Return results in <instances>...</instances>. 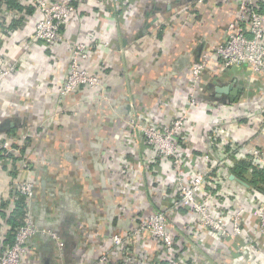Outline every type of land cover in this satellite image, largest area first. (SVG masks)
<instances>
[{
    "label": "crops",
    "instance_id": "crops-1",
    "mask_svg": "<svg viewBox=\"0 0 264 264\" xmlns=\"http://www.w3.org/2000/svg\"><path fill=\"white\" fill-rule=\"evenodd\" d=\"M20 2L23 7L12 10L0 3V68L15 67L0 78V140L26 145L21 158L27 155L31 166L21 177L19 157L0 161V257L20 196L14 183L28 177L36 182L29 205L36 226L60 233L65 247L61 254L53 239L38 234L22 264H161V241L136 231L153 212L165 214L183 264H264V233L251 212L264 194L242 177L249 186L230 178L233 160L225 158L228 170L219 166L221 177L209 191L216 213L245 208L236 239L201 230L193 212L177 206L178 175L127 127L131 115L165 125L185 110L190 69L207 56L211 69L202 76L198 107L180 141L186 178L206 180L211 161L205 154L214 165L225 157L221 146L264 152V73L247 65L217 71L214 48L237 21L239 0H76L75 18L62 27L65 40L52 45L34 38L40 14L33 0ZM236 28L248 31L244 23ZM76 41L90 46L84 66L101 74L105 97L89 88L59 95ZM228 86L239 96L216 95ZM116 234L132 239L114 247Z\"/></svg>",
    "mask_w": 264,
    "mask_h": 264
},
{
    "label": "built area",
    "instance_id": "built-area-1",
    "mask_svg": "<svg viewBox=\"0 0 264 264\" xmlns=\"http://www.w3.org/2000/svg\"><path fill=\"white\" fill-rule=\"evenodd\" d=\"M98 4L106 2L117 3L120 0H95ZM261 0H239V10L237 21L231 23L227 30V39L224 43L214 48L215 54L220 60L221 67L217 70L222 72L224 69L237 66L247 65L254 72L264 73V13L260 10ZM38 9L40 17L35 23L34 38L49 44H57L65 40L62 33V27L68 25L76 16V0H33ZM237 23H244L248 26V31L237 29ZM106 45H109L107 42ZM90 46L85 42H74L69 56V73L63 84L58 87V93L61 97L74 94L82 88H89L105 97L104 83L101 74L89 71L84 62L90 59ZM209 58L207 56L197 60L190 69L187 81L186 109L177 112L174 118L165 125L138 116H132L127 122L129 130L138 131L144 138L146 144L160 157L169 162L178 175L180 197L177 200V206L186 208L196 216L201 230H207L219 237H230L236 239L243 232V218L245 208L234 207L228 214L216 213L213 208V194L209 190L217 183L206 182L201 176H195L191 179L186 178L184 169L185 156L181 146V137L189 129L190 113L198 107L200 82L204 72L210 70ZM15 67L7 69L0 68V78L13 74ZM103 92V93H102ZM13 138H4L0 140V161L6 157H19L20 169L19 174L30 171V159L27 155L21 158L22 149L25 146L15 144ZM231 151L226 150V145L219 148L224 158H218L216 167L221 166L223 173L228 170L225 158L230 160V154L234 156L244 155L249 158L254 165L264 167V152L256 146H247L246 144H231ZM205 159L214 162V157L206 153ZM216 160V159H215ZM233 162V161H232ZM215 163V162H214ZM227 164V165H226ZM219 171V168H218ZM220 171V173H222ZM207 186L210 189L206 188ZM17 193L26 200V215L22 224L17 228L15 241L12 245L7 246L2 251L0 264H22L24 256L28 252L30 240L38 235H47L53 239L58 248L62 250L65 247L60 233L54 230L40 229L36 226L30 213L29 205L36 195V182L32 178H20L14 183ZM258 219V230L264 233V202H258L251 211ZM138 233H149L155 239L161 241L165 254L164 261L161 264H183L184 261L178 257L173 231L168 225L166 216L162 212H153L143 219L139 220ZM131 236H122L116 234L113 236V245L121 246L123 243L131 241ZM110 249L106 250L101 261L106 262L109 258Z\"/></svg>",
    "mask_w": 264,
    "mask_h": 264
},
{
    "label": "trees",
    "instance_id": "trees-1",
    "mask_svg": "<svg viewBox=\"0 0 264 264\" xmlns=\"http://www.w3.org/2000/svg\"><path fill=\"white\" fill-rule=\"evenodd\" d=\"M0 3H2V6H6L8 10L21 9L23 7L20 0H0ZM23 150L24 148L22 151ZM226 150L231 151L230 145H226ZM229 156L231 160H233V166L230 171L236 176L242 177L244 180L248 181L251 188L264 194V167L254 165L248 158L243 160L237 159L234 156V152ZM211 165L213 164L210 163L211 168L206 174V182H214V178L218 176V165L216 167H212ZM247 174L250 175V178L246 177ZM207 188L209 189L210 187L207 186ZM13 215L14 216L11 219L12 229L9 234L8 246L14 243L17 228L22 224L26 215V202L24 197L19 196Z\"/></svg>",
    "mask_w": 264,
    "mask_h": 264
},
{
    "label": "water",
    "instance_id": "water-1",
    "mask_svg": "<svg viewBox=\"0 0 264 264\" xmlns=\"http://www.w3.org/2000/svg\"><path fill=\"white\" fill-rule=\"evenodd\" d=\"M216 92H217V96H220L222 93H227L229 94L230 96H239V92L237 89H232L230 91V87H218L216 89ZM127 109L128 111L130 112L131 111V107L128 105L127 106ZM230 178L232 180H237L238 182H240L242 185L244 186H249L245 181H243L242 179L238 178L235 174H230Z\"/></svg>",
    "mask_w": 264,
    "mask_h": 264
},
{
    "label": "rangeland",
    "instance_id": "rangeland-1",
    "mask_svg": "<svg viewBox=\"0 0 264 264\" xmlns=\"http://www.w3.org/2000/svg\"><path fill=\"white\" fill-rule=\"evenodd\" d=\"M7 69V68H6Z\"/></svg>",
    "mask_w": 264,
    "mask_h": 264
}]
</instances>
